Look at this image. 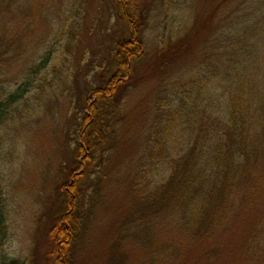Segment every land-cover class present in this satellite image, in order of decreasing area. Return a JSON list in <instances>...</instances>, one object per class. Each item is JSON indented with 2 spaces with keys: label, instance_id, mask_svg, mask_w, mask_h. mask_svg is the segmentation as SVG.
<instances>
[{
  "label": "rangeland",
  "instance_id": "obj_1",
  "mask_svg": "<svg viewBox=\"0 0 264 264\" xmlns=\"http://www.w3.org/2000/svg\"><path fill=\"white\" fill-rule=\"evenodd\" d=\"M34 1L42 8L30 15L27 3ZM223 1L231 5L232 13L240 0H144L141 5L140 29L149 56L119 95L124 111L118 123L120 135L107 150L100 184L94 188L93 179L86 183L85 189L93 194L80 205L85 224L74 248V264H264V251L251 246L259 245L251 241L255 231L264 230V201L244 205L235 198L226 231L216 241L220 250L199 253L191 238L181 241L176 233H162L160 216L145 218L143 205L139 201L136 205L129 191L131 176L143 162L142 146L157 120L155 100L160 98L161 86L167 79L178 80L182 71L201 59V19ZM79 2L73 11H69L73 0H5L7 12L0 5L2 97L23 95L7 106L6 121L0 125L4 216L0 264H51L49 229L61 212L60 186L74 165L81 111L89 91L108 75L113 45L123 35L111 0H83L81 6ZM192 11L194 21L188 25L189 19L182 35L188 49L168 53L167 65L159 69L158 47L173 36L169 30L176 25L175 18H185ZM227 12L220 10L212 23L224 24ZM69 14L74 16V33L57 41L56 28ZM67 40H72L69 46ZM47 45L51 55L45 66ZM65 76L67 85L59 87ZM136 219L141 221L130 224ZM147 225L154 233L150 240L145 239ZM170 237L179 250L162 247L169 245Z\"/></svg>",
  "mask_w": 264,
  "mask_h": 264
},
{
  "label": "trees",
  "instance_id": "obj_2",
  "mask_svg": "<svg viewBox=\"0 0 264 264\" xmlns=\"http://www.w3.org/2000/svg\"><path fill=\"white\" fill-rule=\"evenodd\" d=\"M77 1L82 5L83 0H73L69 11L78 6ZM143 2L111 0L115 18L124 28L123 35L113 45L108 75L101 85L89 91L81 111L74 165L65 184L60 186L61 212L49 229L53 244L51 264H74V248L85 224L80 205L93 194L85 189L86 183L93 179L94 188L100 184L107 150L120 135L118 123L124 111L119 95L149 56L139 21ZM4 3L0 0L1 9ZM222 3L201 19V59L182 71L178 80L163 82L160 98L155 100L157 120L151 124L142 146L143 162L129 183L135 204L139 201L143 205L145 218L160 216L162 233H176L181 241L191 238L199 253L220 250L216 241L226 231L235 198H240L244 205L264 201V0H240L232 13L231 5ZM31 5L27 3L30 15L40 12L42 7L36 1ZM226 9L227 21H215L214 25L212 21L219 18L220 10L226 13ZM2 11L7 12L4 8ZM194 13L175 18L176 25L169 30L175 39L169 36L157 49L159 69L167 65L168 53L182 54L188 49L182 35L189 19L188 25L194 21ZM73 18L69 14L60 21L57 41L64 34L73 35ZM71 42L67 40V46ZM50 49L47 45L45 66ZM67 82L65 76L59 87ZM3 95L0 87V125L6 121L7 106L23 96ZM140 221L136 219L130 224ZM171 223L174 226L169 229ZM3 228L0 210V232ZM144 234L145 239L154 237L148 225ZM174 239L170 237L169 245L162 247L179 250ZM251 241L260 245L250 243L252 247L264 251V230L258 228Z\"/></svg>",
  "mask_w": 264,
  "mask_h": 264
}]
</instances>
